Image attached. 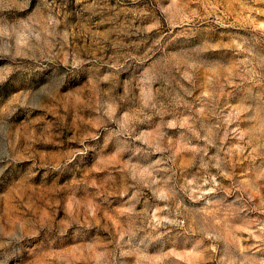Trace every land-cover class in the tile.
Instances as JSON below:
<instances>
[{
  "label": "rangeland",
  "instance_id": "374dc122",
  "mask_svg": "<svg viewBox=\"0 0 264 264\" xmlns=\"http://www.w3.org/2000/svg\"><path fill=\"white\" fill-rule=\"evenodd\" d=\"M0 264H264V0H0Z\"/></svg>",
  "mask_w": 264,
  "mask_h": 264
}]
</instances>
